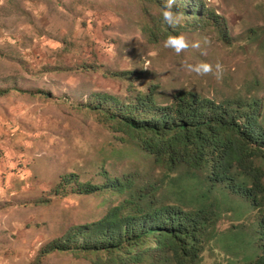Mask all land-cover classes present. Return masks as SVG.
Listing matches in <instances>:
<instances>
[{
  "label": "rangeland",
  "instance_id": "obj_1",
  "mask_svg": "<svg viewBox=\"0 0 264 264\" xmlns=\"http://www.w3.org/2000/svg\"><path fill=\"white\" fill-rule=\"evenodd\" d=\"M196 4L197 11H216L225 30L182 14L174 30L186 27L180 33L201 47L177 55L163 46L161 33L154 43L145 33L146 25H165L151 0H0V264H90L74 252L41 251L71 226L136 199L161 179L149 153L103 122L117 105L101 95L128 103L155 87L163 103L180 89L216 99L248 93L262 104L264 124V0L174 6ZM200 61L222 63L223 78L184 67ZM258 163L264 169V158ZM113 179L127 188L78 193L80 183L104 186ZM208 196L221 219L215 249L201 264L255 260L260 216L250 197L229 188ZM149 254L139 264H162L154 260L159 251Z\"/></svg>",
  "mask_w": 264,
  "mask_h": 264
},
{
  "label": "trees",
  "instance_id": "obj_2",
  "mask_svg": "<svg viewBox=\"0 0 264 264\" xmlns=\"http://www.w3.org/2000/svg\"><path fill=\"white\" fill-rule=\"evenodd\" d=\"M151 1L160 9L165 2ZM197 7L183 10L178 5L174 10L191 16L196 24L202 22L201 27L211 22L224 32L216 11L205 6L197 11ZM144 30L154 43L160 33L166 38L186 27L179 31L167 23L150 24ZM247 94L216 99L180 89L163 103L157 100L155 87L128 103L101 95L117 105L103 122L149 153L162 170L161 179L144 187L136 199L111 207L100 219L71 226L49 241L41 254L74 252L90 264H139L154 250L160 252L154 260L162 264H201L204 252L214 249L212 240L221 219L208 193L229 188L249 196L260 216V253L246 264H264V169L258 163L264 158L263 111L259 99ZM108 185L80 183L78 193H93ZM110 186L121 192L127 188L118 179Z\"/></svg>",
  "mask_w": 264,
  "mask_h": 264
},
{
  "label": "clouds",
  "instance_id": "obj_3",
  "mask_svg": "<svg viewBox=\"0 0 264 264\" xmlns=\"http://www.w3.org/2000/svg\"><path fill=\"white\" fill-rule=\"evenodd\" d=\"M175 3H176V0H165V2L161 6V14L163 17V21L165 23H167L173 29H175L176 26L180 24L181 19H182V14L177 12L176 10H174ZM203 43H205V44L208 43V39L206 37L203 38ZM163 46L167 49H171L177 55H179L182 52L187 51L190 47L193 49H200L201 41L195 40V41L190 42L188 37L184 33L169 34L166 37V39L164 40ZM184 67L186 68V70L188 72L195 73L199 76H206L209 74L214 75L217 80H220L223 78V74L225 71L223 64L220 63L219 61H217L215 63V65H213L210 62L200 61L196 64H186V65H184ZM145 69H147V68H145ZM104 189H113L114 191L122 193L121 191H119L118 189H115L114 187H112L110 185L105 186L103 189H100L98 191H101ZM98 191H96V192H98ZM96 192L88 193V194H84V193H80V194L81 195H90V194H94ZM119 204H116V205H119ZM116 205H113V206H116ZM113 206H111V207H113ZM110 208H108V210ZM108 210L106 212H103L101 215L100 214L97 215L95 218H93L90 221H87L86 223L100 219L102 216H104L108 212ZM83 224H85V223H83ZM76 225H79V224H76Z\"/></svg>",
  "mask_w": 264,
  "mask_h": 264
},
{
  "label": "crops",
  "instance_id": "obj_4",
  "mask_svg": "<svg viewBox=\"0 0 264 264\" xmlns=\"http://www.w3.org/2000/svg\"><path fill=\"white\" fill-rule=\"evenodd\" d=\"M219 223V222H218ZM218 229V228H217ZM258 229H259V227H258ZM260 236V235H259ZM257 242H258V245H259V241L257 240ZM214 249H215V247H214ZM259 249H260V247H259ZM206 253H207V251H205L204 252V259H205V261L207 260V257H206ZM260 253V252H259ZM259 255V254H258Z\"/></svg>",
  "mask_w": 264,
  "mask_h": 264
}]
</instances>
